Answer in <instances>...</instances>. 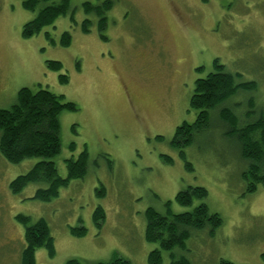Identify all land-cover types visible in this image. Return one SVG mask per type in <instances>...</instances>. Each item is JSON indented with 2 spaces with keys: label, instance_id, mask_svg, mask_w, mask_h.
Listing matches in <instances>:
<instances>
[{
  "label": "rangeland",
  "instance_id": "374dc122",
  "mask_svg": "<svg viewBox=\"0 0 264 264\" xmlns=\"http://www.w3.org/2000/svg\"><path fill=\"white\" fill-rule=\"evenodd\" d=\"M103 1L70 0L74 21L59 16L23 38L22 27L37 10L24 9L22 0H0V109L10 108L23 87L62 95L77 110L59 115L61 149L52 159L58 175H67L66 159L87 151L85 177L49 201L34 198L46 184H29L16 194L10 189L37 158L11 163L0 153V264H21L19 215L31 224L44 219L53 238L54 255L37 248L35 264L115 257L148 264L149 252L159 246L145 239L147 209L178 214L201 202L221 224L213 234L191 230L184 248L171 250L175 257L190 264H264V185L247 190L239 139L219 118L225 107L237 116V128L264 120V0H111L101 29L82 3ZM65 31L69 46L60 44ZM50 60L62 64L61 72L47 68ZM214 61L237 83L254 82L256 89L239 90L211 110L208 128L179 149L171 143L175 129L196 119L190 105L195 81L216 70ZM188 186L203 187L206 198L177 204L175 195ZM97 208L104 212L100 225ZM80 227L85 235L72 234ZM171 252H161V264H169Z\"/></svg>",
  "mask_w": 264,
  "mask_h": 264
},
{
  "label": "trees",
  "instance_id": "16d2710c",
  "mask_svg": "<svg viewBox=\"0 0 264 264\" xmlns=\"http://www.w3.org/2000/svg\"><path fill=\"white\" fill-rule=\"evenodd\" d=\"M22 6L28 11H36L35 17L22 27V37L30 38L38 34L45 26L52 25L59 16L70 15L74 21L70 0H22ZM85 13L98 16L99 28L105 26V13L113 7L111 0H104L101 5L90 2L82 3ZM89 20L82 24L84 32ZM48 37V36H47ZM71 35L65 31L61 36V46H69ZM47 68L61 72L59 61H47ZM215 71L209 72L204 78L195 81L194 92L190 98L191 107L197 111L193 123H182L175 129L172 145L182 149L188 146L195 133L206 130L209 126L210 111L218 108L239 90L252 91L256 89L254 82L237 83L232 74L225 72L223 65L217 61L213 63ZM61 83H67V76L60 74ZM63 110L75 111L76 105L64 100L62 95L55 94L48 89H38L33 92L27 87L20 88L15 102L8 109H0V153L11 163H19L27 158H37L38 161L25 174L19 175L10 182L13 193L21 192L29 184H46L38 188L34 198L49 201L58 196L59 189L68 185L73 179H82L87 173V151L82 150L76 159L65 160L67 175L60 177L52 159L61 149L59 115ZM219 118L228 123L231 132L240 142V155L248 163L242 177L247 181V190L253 192L258 184L264 185V120L262 118L249 122L242 128H237V116L228 108H221ZM71 149L74 145L70 146ZM180 155L184 156L183 151ZM167 161H170L167 157ZM189 168V164H187ZM207 191L200 186H188L175 195V201L182 206H190L193 200H204ZM169 205V202H167ZM145 239L150 243H157L158 248L151 250L147 256L148 264H161L163 250L170 251L175 247L184 248L185 240L191 230L209 228L213 234L221 224L217 213H210L207 205L201 202L192 210L183 213L160 214L152 208L146 211ZM104 218V212L97 208L94 221L97 225ZM17 220L24 226L25 247L21 254V264H35L34 254L37 248L44 247L48 255L55 253L53 238L49 227L42 218L30 223L29 217L19 215ZM76 236L85 235L83 227L71 229ZM264 260V254H262ZM64 264H82L77 259H69ZM96 264H130L126 259L115 257L109 262ZM169 264H190L183 256L175 257L170 253ZM221 264H234L222 261Z\"/></svg>",
  "mask_w": 264,
  "mask_h": 264
},
{
  "label": "flooded vegetation",
  "instance_id": "af4514ba",
  "mask_svg": "<svg viewBox=\"0 0 264 264\" xmlns=\"http://www.w3.org/2000/svg\"><path fill=\"white\" fill-rule=\"evenodd\" d=\"M105 17V16H104ZM105 20H106V17H105Z\"/></svg>",
  "mask_w": 264,
  "mask_h": 264
}]
</instances>
